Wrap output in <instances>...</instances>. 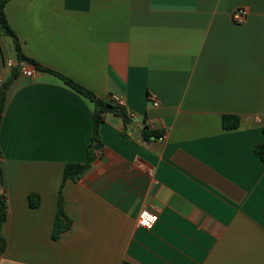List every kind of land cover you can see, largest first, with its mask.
<instances>
[{"label": "crops", "instance_id": "1", "mask_svg": "<svg viewBox=\"0 0 264 264\" xmlns=\"http://www.w3.org/2000/svg\"><path fill=\"white\" fill-rule=\"evenodd\" d=\"M6 13L53 73L20 72L8 89L0 264H264V0H9ZM10 42L0 28V71ZM60 76L123 97L133 122L105 116L91 169L62 187L73 227L55 241L64 169L88 158L95 112Z\"/></svg>", "mask_w": 264, "mask_h": 264}, {"label": "trees", "instance_id": "2", "mask_svg": "<svg viewBox=\"0 0 264 264\" xmlns=\"http://www.w3.org/2000/svg\"><path fill=\"white\" fill-rule=\"evenodd\" d=\"M9 0H0V28L2 29L3 36L6 38H14L15 39V45L17 49V54L19 56L20 62L24 61L26 63L32 64L35 69L38 71H45L53 73L51 70L42 68L39 66L38 63L33 61L31 58H28L25 56L21 50V47L19 45V40L16 37L15 33L12 31L11 26L8 23V16L6 13V6ZM20 65H17L14 67V72L12 75V78L9 80H5V82L0 87V118L2 120V116L4 113V110L7 105V94L8 89L11 87L13 80L16 78V76L20 73ZM60 78L73 90L77 91L78 94L82 95L83 97L87 98L95 105V112L93 113V136H91V142L88 147V158H86V161L84 163L75 164V163H69L66 165L64 169L63 174V180H62V186L59 191V198L57 203V210L54 220V226L52 229V239L57 241L60 239L61 235L68 232L71 227H73V220L69 218L64 210V203L65 199L63 196V185L66 181L73 180V181H79L92 167V164L95 157V150L94 146L96 144H101L100 141V128L101 125L105 121V116L109 113L116 114L122 118V121L124 122L125 127L127 128L132 124V118L130 117L128 111L123 107H118L110 102H106L103 100H100L97 96H95L90 91L82 88L81 86L77 85L74 81L61 77ZM0 120V123H1ZM238 119L237 116H225L223 117V126L226 130H232L238 128ZM264 134V129H263ZM142 135L145 141H150L152 139H157L161 136L160 132L152 131L149 127H144L142 130ZM255 153L259 157V159L264 163V142L261 145H257L255 147ZM1 156H2V149L0 146V254L5 252L7 247V241L3 236V224H6L8 220V206L7 201L5 200V196L2 193V179H3V173L1 168ZM40 203V197L36 195H32L30 197L29 205L31 208H36L39 206Z\"/></svg>", "mask_w": 264, "mask_h": 264}, {"label": "built area", "instance_id": "3", "mask_svg": "<svg viewBox=\"0 0 264 264\" xmlns=\"http://www.w3.org/2000/svg\"><path fill=\"white\" fill-rule=\"evenodd\" d=\"M248 17V12L245 9H237L234 14H233V20L235 23L242 25L246 22ZM20 72L28 77H34L39 71L35 68H32V66H28L29 64L26 62H21L20 63ZM15 67V60L13 58H7L5 60V64H4V68L3 71H0V87L2 86V84L5 82L7 75L10 71V69ZM108 101L118 107H123L125 108L126 106V102L123 99V97L119 96V95H110ZM151 102L153 104L154 107H158L159 103L157 100L155 99H151ZM164 136H161L159 138H157L160 141L164 140ZM158 215L150 213L148 211H143L139 214V225L146 229V230H150L153 229V227L155 226V224L158 221Z\"/></svg>", "mask_w": 264, "mask_h": 264}, {"label": "water", "instance_id": "4", "mask_svg": "<svg viewBox=\"0 0 264 264\" xmlns=\"http://www.w3.org/2000/svg\"><path fill=\"white\" fill-rule=\"evenodd\" d=\"M10 39V44L7 46V49L5 50V53H9L10 55L12 54L13 57H10L9 55H7L6 59L7 58H13L15 60V66L19 65L21 62H20V59H19V56L17 54V49H16V45H15V39L14 38H9ZM23 62V61H22ZM13 72H14V68L10 69L8 75H7V78L6 80H9L12 78V75H13ZM1 120V118H0ZM102 148L101 145L99 144H96L94 146V150L96 151H99L100 149Z\"/></svg>", "mask_w": 264, "mask_h": 264}]
</instances>
